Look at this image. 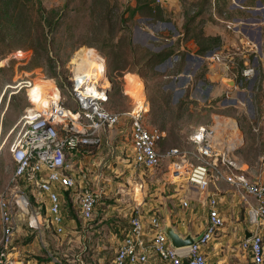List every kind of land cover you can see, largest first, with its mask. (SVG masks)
I'll list each match as a JSON object with an SVG mask.
<instances>
[{"label": "rangeland", "instance_id": "374dc122", "mask_svg": "<svg viewBox=\"0 0 264 264\" xmlns=\"http://www.w3.org/2000/svg\"><path fill=\"white\" fill-rule=\"evenodd\" d=\"M41 1L46 14L54 15L58 23L57 28L49 34L48 56L54 61L53 67L35 47L33 25L27 24V16L18 19L7 15L5 18L2 16L3 10L0 11V194L12 184L14 163L11 149L21 127L20 118L25 108L38 103L36 98L31 99L30 94L43 87L44 98L54 86L67 105H73L68 87L75 76V64H78L74 62V56L83 47L94 50L98 61V58L101 61L104 59L107 80L103 81L99 73L92 80L108 85L109 110L126 111L133 106L135 98L145 96L148 99L150 108L146 113V123L164 132L158 143L161 150L169 146H182L199 124H212L217 119L232 121L238 127L228 130L227 135L238 141L234 154L251 171L260 167L258 164L264 152V0H174L177 6L169 9L168 3L155 5L153 0ZM241 12L252 18L249 25L261 27L260 30L254 29L251 37L241 28L234 27V17ZM142 31L149 34L143 35ZM28 45L32 47L27 48ZM175 51L178 54L176 59ZM190 52L205 54L207 60L200 62L196 58L189 61L191 66L184 73ZM213 52L219 54L220 61L210 57ZM150 54H153V65L142 67L144 59ZM169 59L174 62L171 67L167 64ZM210 59L217 61L221 68L211 66ZM244 60L246 65L243 64ZM92 63L86 60L81 64L92 66ZM77 66L81 67L79 64ZM247 67H253L254 71L244 75ZM138 70L143 76L135 73ZM52 71L57 75L51 76L49 73ZM109 74L113 75L114 85ZM184 78H187L186 82L181 85ZM223 78L233 80L234 84H227ZM59 82L62 84L60 88ZM128 129L127 120L122 119L118 125L104 130L98 153L84 159L89 163L92 159L96 161L99 168L92 173L102 170L103 179L107 178L93 184L88 179L85 182L97 195L95 220L108 213L112 216L105 221L113 223L114 219H118L113 215L118 214L120 209L130 211L134 203L140 202V208L143 207L147 215L150 214L148 209L156 206L160 209L158 215L161 222L169 219L175 223L172 221L174 208L185 213L189 211L178 204L175 196L181 189L191 199L190 207L195 216L191 222H186L189 229L201 216H205L206 208L199 201L200 197H205L207 192L216 195L222 189L221 185L224 187L223 193L234 194L236 200L243 203L241 192L236 189L227 192L226 187L228 189L229 186L224 181H212L203 192L189 189L184 180L172 184L164 163L152 171H144L141 177L142 191L137 192L136 202H133V196H130L135 181H126L133 172ZM66 162L76 174L79 173L77 162L70 157ZM20 190L29 199L27 211L15 210V216L19 215V219L26 223L20 224L17 240L23 243L27 217L35 212L45 215L48 200L45 194L36 190ZM78 192V187L61 192L66 218L72 220L74 225H80V219H77ZM22 193L17 191L16 194ZM236 208L243 219L244 207L237 203ZM35 234H29L26 242L33 241ZM57 235L61 236L54 235V243L57 237L65 241L71 239V243L75 238L69 232ZM101 237L104 241L100 245L107 246L106 261L112 255L111 245L116 244L107 235ZM36 240L38 245V238Z\"/></svg>", "mask_w": 264, "mask_h": 264}, {"label": "built area", "instance_id": "2783aa9c", "mask_svg": "<svg viewBox=\"0 0 264 264\" xmlns=\"http://www.w3.org/2000/svg\"><path fill=\"white\" fill-rule=\"evenodd\" d=\"M153 1L157 5H163L171 0ZM210 57L221 60L216 52L210 53ZM102 65L104 81L107 80L104 59ZM75 66L77 67L76 64ZM253 71V67H247L243 73L248 75ZM75 72L70 94L77 103V110L64 105L63 97L57 89V94L42 98L44 102L39 106L25 108L20 118L21 127L11 149L14 162L12 184L7 191L0 194V264H48L38 259L25 261L11 252L15 234V210L27 211L29 207V199L27 194L21 192L18 179L23 178L26 187L28 185L31 190L45 194L49 202V222L55 233H62L61 202L53 185L57 184L61 189L69 190L77 184L73 175L68 172L70 166L66 162V153L79 147L98 145L100 133L118 125L122 119L127 120L129 127L133 151L132 174L141 169L154 170L164 159L170 182L184 180L190 188L199 192L206 190L212 181L227 182L241 192L249 223L257 226L259 219L264 218V178L252 181L242 172L240 162L234 154L238 141L227 135L228 130L232 131L238 127L235 122L233 124L232 121L217 119L212 124H199L188 136L191 143L189 148L170 146L160 152L157 146L164 132L146 123L149 103L145 96L135 98L129 110H109L105 106L108 101V85L104 82L98 84L92 77L88 78L82 73L78 76ZM30 95L31 99L35 100L33 93ZM258 165L264 167V152ZM17 191L22 194L17 195ZM206 199L208 215L204 232L185 250H176L169 245L161 230V220L158 216L151 215L150 248L159 259L170 264H182L183 257H186L188 264H209L202 246L224 226V219L217 209L216 198L209 195ZM96 201L97 195L90 187H82L78 192V212L83 221L93 217ZM182 205L185 207L187 201H183ZM28 224L34 230L39 229L34 214L28 216ZM129 225V231L118 245L112 262L147 264L144 240L146 228L137 212L130 218ZM240 245L250 254L252 264L264 262V236L257 228L249 238H243ZM47 256L52 264H85L78 260L77 263L68 261L54 253H47Z\"/></svg>", "mask_w": 264, "mask_h": 264}, {"label": "crops", "instance_id": "0c3cea01", "mask_svg": "<svg viewBox=\"0 0 264 264\" xmlns=\"http://www.w3.org/2000/svg\"><path fill=\"white\" fill-rule=\"evenodd\" d=\"M167 3H168L167 5L168 9L171 8V6L174 7L177 6V3L174 2V0L168 1ZM234 20H235L234 27L236 29L241 28V30L244 33L246 32L250 37L253 34L254 29L257 28L258 30H260L261 28L260 25L259 26L253 24L249 25L248 22L253 21L252 18H250L248 15L242 12L241 14L237 15V17H234ZM239 23H241L242 25H240ZM141 33L143 35L149 34L146 33L145 31H142ZM257 39L259 38L257 37ZM146 41L147 40H145V42ZM145 42L142 43L145 44ZM174 55H175L174 56L175 59L178 58V54L176 51ZM196 58H199L201 62L206 59V56L205 54L202 55L194 52H190L189 54H187L186 59L188 62L185 65L184 73H187V71L191 66L189 64V61H194L196 60ZM167 64L169 67H171L174 65V62L169 59ZM199 64L196 66V68L199 66ZM209 64L211 66H219L217 61L216 62L211 61V59ZM243 64L244 65L247 64L246 60L243 61ZM219 67L221 68V66ZM187 78H184L185 80L183 79V81L180 82L181 85L186 82ZM173 84L175 85V82ZM104 133H105L104 131L100 133V142L98 145L91 146L88 148L79 147L75 150L66 153V159L67 157H70L71 160H74V162L78 163L77 165V168L79 170L78 174H76L77 172L74 171L73 168H71L72 166H70L68 172L72 174L73 177L75 178L77 182L76 187L79 188V191L81 190L82 187L85 186L88 187L85 183L87 179L90 180L92 184L99 182V180L103 182V180L106 181L107 179L106 177L103 179L102 170L100 173L97 172L92 173L93 170H97V168H99L97 166L96 161H94L93 159L90 163L85 161L88 158L94 157V155L98 153V148L103 142ZM190 146L191 143L188 141L187 138V140L184 142L182 146H177V147L189 148ZM157 148L158 151L160 152L166 149L165 148L161 150L158 146ZM130 157H131L130 163H132L133 151H132L131 142H130ZM82 160H84V163H82ZM239 162L242 172L246 174L247 177L252 181H256L258 179L264 178L263 166L258 167L257 170L255 171H251L246 163H244L241 160H239ZM98 163L100 164V162ZM162 163L165 164L164 159L161 161V164ZM95 165L97 167H93ZM144 171H152V170L141 169L134 174L130 173L128 179L126 180L128 182L131 179L135 181V184H132L134 186L132 188L133 191L130 196V197L133 196L132 197L133 202H136L135 196L138 193H141L142 191L141 188L143 186V183L141 177ZM136 177L138 180L136 179ZM172 184H176V183H172ZM227 184L229 187L228 189L226 187V191L227 192L230 190L234 191L235 188L231 184L229 183ZM187 187L189 189H192L188 185ZM221 187L222 189H219L218 193L216 191L217 193L216 195L211 194L210 196H214L216 198L217 201L216 206L220 215L224 219V226L218 229L215 232L214 236L205 245L202 246L203 254L205 258L208 260L209 264H252L250 254L248 253L247 250L241 247L240 242L243 238H245V232L252 234L255 228H257L264 236V218L259 219V224L257 226H254L251 223H249L247 221L246 207L244 201L243 203H240V200H236L234 194L230 195V193H223L224 187L222 185ZM53 189L58 192L59 199L61 202V212L63 215V224H62L63 232L64 234L69 232L75 235L73 243H71L70 241L71 239L65 241L64 239L58 238L61 235H57L59 233H55V231L53 230V226L49 222L50 214L48 212V207H47L46 214L43 216L41 213L38 212L32 213L34 214L35 219L39 225V229L35 230L37 233L39 232V234H37L34 230L30 228L27 217V225L24 226L25 229L23 231V236H24L23 243L17 240L19 239L18 234H19L20 224L22 223L24 225L26 223H24V221L19 219V215L15 216L14 214L15 234L11 245L12 254L17 255L20 259H23L25 261L38 259V260H44L48 262V264H52V263L50 262L47 253H54L60 257H63L68 261H74L75 263H77L78 260V261H82L85 264H113L112 260L115 255V251L118 245L121 243L122 239L129 231L130 228L129 220L133 215H136L137 212L140 215L143 225L146 228L144 231V240L146 243L147 264H170L168 262L159 259L150 248V240H151L152 232L149 229V218L151 217V215H156L159 217L158 212L160 209H158L156 206H151L150 209H148L150 210V214L147 215L146 211L143 210V207H141L142 209L140 208L139 206L140 202L134 203L135 206H133L130 211L127 210L123 211L122 209H120L118 211V214L113 215L116 216V218H118V219H114L113 223L112 222L107 223L105 221L107 220V218H110L112 216L107 213L104 216L99 217L97 220H95V218L92 217L90 220H88L86 224H82L86 221H83L80 218L78 212L77 217L80 219V225H74L72 223V220H68L66 218V214L62 206L63 201H61L63 194L61 192H66L68 190L61 189L57 184L53 185ZM207 195H209V192H207L206 196ZM175 196H177V200L179 202L178 204L180 206L183 201H187V205L185 207L182 206L181 207L185 209L187 208L189 211L185 213L183 211H178L177 209L174 208L172 210V212L174 213L172 216V221L175 223H172V225L175 227L176 231L181 235H186L188 233H191L192 235H197L205 228V225L207 223L208 204H207L206 196L200 197L199 200L201 204L206 208L205 216L204 217L201 216L200 219L196 221V223H194L193 226L190 227V229L189 226L186 225V222L187 223L191 222L195 217L193 216L191 211L192 207H190L191 199H189L188 195L184 192L183 189H181L178 193H176ZM237 203L244 207L245 215L243 219L240 218L239 209L236 208ZM33 232L36 233L34 240L38 238L39 241L38 245H36L37 243H35L34 240L31 241L30 243L26 242L27 236H29V234H32ZM45 232H48L49 234L45 235ZM54 235L58 236L56 238L57 241H55V243L53 242ZM100 235L104 237L107 235L108 239L112 240V242L116 244V245H111V247H113L112 255L106 261L104 260L106 259L105 250L107 246L100 245V243L104 241L102 237L99 238ZM81 239L83 240L82 242ZM86 243H90L92 245H85Z\"/></svg>", "mask_w": 264, "mask_h": 264}, {"label": "trees", "instance_id": "16d2710c", "mask_svg": "<svg viewBox=\"0 0 264 264\" xmlns=\"http://www.w3.org/2000/svg\"><path fill=\"white\" fill-rule=\"evenodd\" d=\"M9 4H12V5L9 6ZM2 10H3L2 16L5 18L7 17V15L18 18V19L24 18V15L27 16V24L32 23L33 25L32 30H33V40H34L35 47H37L40 50V52L44 55L43 56L44 60L48 63V65L50 67H53L54 61L52 58L48 56V52L50 50L49 49V46H50L49 34L57 28L58 23L56 19H54L55 17L54 15H49V13L46 14L44 7L42 6V1L41 0H0V11ZM50 13L52 14L53 10H51ZM31 47L32 46L30 45L27 46V48H31ZM167 54L168 53H166V55ZM152 56L153 54L152 55L150 54L148 57L144 59V63L142 67L149 66V65L151 67L153 65V63L151 62ZM135 73L139 74L140 76H143V73H141V71L139 70L136 71ZM49 74L51 76H54V75H57V72L52 71V73H49ZM109 77L112 79V84L114 85L113 75L109 74ZM57 84L59 88L62 85L60 82ZM71 86H72V82H70L69 87H68L69 93H70ZM70 98L73 101V105H67L66 101L63 98L64 105L67 108L77 110L78 108L77 103L74 101L71 94H70ZM108 101H109V97H108ZM107 103L105 105L106 108H107ZM149 108H150V104H149ZM88 147H91V146H88ZM13 170H14V167H13ZM17 183L22 190L27 191V188L31 190V187H29L28 185L27 187L25 186V182L23 178L20 177ZM97 204H98V200L96 201V206ZM77 219L79 220L78 217Z\"/></svg>", "mask_w": 264, "mask_h": 264}, {"label": "bare ground", "instance_id": "6f19581e", "mask_svg": "<svg viewBox=\"0 0 264 264\" xmlns=\"http://www.w3.org/2000/svg\"><path fill=\"white\" fill-rule=\"evenodd\" d=\"M94 52H95L94 50H90V49H87V48H84V47L80 48L77 51V53L74 56L73 60H74V62H76L79 65H81V67L80 66L76 67V72H75L76 75L80 76V74L82 73L86 77L89 78V77H95L96 74L99 73L98 76H101L102 78L104 77L102 61H101L100 58H98L99 61L95 58V53ZM78 59H80V60L78 61ZM86 60L90 61V62H93L91 64L92 66H89V65L82 66L83 62L86 63ZM78 64H76V65H78ZM133 86H134V84H133ZM42 88H39V89L35 90L34 93H33L34 99L36 98L38 100V103L35 106H39V104H42L44 102L43 101L44 99H42L43 98L42 97ZM135 88H136V86H135ZM50 89H51L50 95L51 94H57V92H58L57 88L52 86ZM134 91H136V90H134ZM233 124H234V122H233Z\"/></svg>", "mask_w": 264, "mask_h": 264}, {"label": "water", "instance_id": "95a60500", "mask_svg": "<svg viewBox=\"0 0 264 264\" xmlns=\"http://www.w3.org/2000/svg\"><path fill=\"white\" fill-rule=\"evenodd\" d=\"M223 80L229 85L234 84V81L231 79L223 78ZM161 230L166 235L169 245L176 250H185L189 248L195 241L199 239V237L204 232V230H202L197 235H192L191 233L181 235L176 231L175 227L172 225V222L169 219H165V221H162ZM250 236L251 233L245 232V238H249ZM182 263L188 264V259L186 257H183Z\"/></svg>", "mask_w": 264, "mask_h": 264}]
</instances>
